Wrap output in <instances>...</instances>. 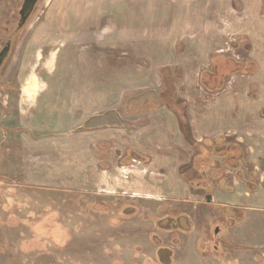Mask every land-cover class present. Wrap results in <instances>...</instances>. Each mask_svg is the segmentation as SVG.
<instances>
[{
  "label": "rangeland",
  "instance_id": "1",
  "mask_svg": "<svg viewBox=\"0 0 264 264\" xmlns=\"http://www.w3.org/2000/svg\"><path fill=\"white\" fill-rule=\"evenodd\" d=\"M209 25L217 34L205 44ZM219 54L251 60L248 73L232 71L237 63H229L226 77L221 70V91L205 84L215 70L219 76ZM0 91V264H160L168 251L156 255L153 241L159 237L173 248L172 264H264V211L232 204L205 209L212 205L203 199L188 203L178 178L190 154L184 131L199 146L205 135L231 129V137H220L225 147L243 132L247 148V133L255 135L257 121L264 120L263 0H42L0 79ZM44 91L65 96L64 108L45 105L44 122L39 115L30 120L23 108L33 101L26 98ZM229 99L259 105L257 115L240 109L236 117V107L218 121L207 114L230 105ZM103 108L111 109L106 120L94 119ZM120 109L127 110V127L121 126ZM121 128L141 132L155 150V159L142 166L155 175L143 180L144 194L121 189L130 174L112 172L108 183L109 177L93 179V167L87 166L91 158L82 145L91 142L82 140L109 129L113 168L120 167L115 158ZM35 138L47 140L22 145ZM244 165L238 174H245ZM259 166L264 175V160ZM197 175L187 181L200 185ZM95 180L115 188L99 184L104 192H94ZM157 182L175 191L149 194ZM240 183L236 191L243 189ZM181 213L192 219L193 236L157 228V220L176 221ZM217 227L221 234L214 238ZM204 231L209 238L201 243ZM209 242L217 250L207 251Z\"/></svg>",
  "mask_w": 264,
  "mask_h": 264
},
{
  "label": "crops",
  "instance_id": "2",
  "mask_svg": "<svg viewBox=\"0 0 264 264\" xmlns=\"http://www.w3.org/2000/svg\"><path fill=\"white\" fill-rule=\"evenodd\" d=\"M209 27L212 28V32L209 30H206V34H205V38H204L205 44H207L206 39H207L208 35L217 34L215 29H214V26L209 25ZM246 63L247 64H242V65L245 66V65L251 64V62H246ZM255 71H253V72H255ZM248 72H250L249 69H248V71L243 72V73H248ZM239 73H241V72H239ZM239 73H234V74H239ZM234 74H232V75H234ZM222 89L223 88H221L219 91H221ZM30 91L33 92V90H30ZM36 95L37 96H33L31 98H26V99H31V101H33V102H29V104L23 108L24 115L28 114L30 117L29 118L30 120H32L31 116H33V115H36V116L39 115L38 117H41L42 116L41 114H43V111H40V110H41V107H46L45 105H48V108L49 109L51 108L52 110L58 108L59 104L62 105V108H64V102L62 100L65 98V96H63V95L62 96L57 95V93L52 92V91H44V92H42V93L40 92V94H36ZM47 95H50V96H47ZM25 97H29V96H25ZM50 99H52V100L53 99H56V100L59 99L60 102H57V101L51 102V101H49ZM28 101L29 100H27L24 104H27ZM228 102L230 103V105L222 104L220 106H216L217 110H214V111L212 110V111L208 112L207 114L211 115L212 118H216V121H218V119L220 120L221 113H223V115H227V114H229L228 111H230L233 107H236V111L234 113V115L236 117H237V115H239V113H242V112H240V109H242L246 113H250L251 115H254V116L257 115V113L255 111L259 107V105H256V104L253 105L249 101L243 100V99H239L238 101L229 99ZM102 110L103 111H101L99 113L96 112L93 115V118L98 119V120L99 119L100 120H106L109 113L111 112V109L103 108ZM122 110L123 109H120L121 117L123 115V122H122V119L120 118L121 126L127 127V125H128V123H127V120H128L127 110L124 109L125 110L124 114H122ZM20 114H22V112ZM43 119L44 118L41 117L40 121H43ZM97 125L99 126L100 122ZM257 125H258V130H255L257 132L255 135H253V133H247V137L249 140V144H248L247 148H246V145L244 142V138L246 136L242 131L241 132L243 135H238L236 138L238 140V142H234L235 144H238L242 148L241 156H243V159L240 160V163L249 164L253 167L254 178H255V181L253 182V184L256 185L257 190L254 191V193H251L248 190V187H247L245 180H247L249 177L251 179L252 174L249 175V177H248L249 172L247 169L245 171V174H242V176H241V177L245 176L244 179H241L243 181V182L241 181L242 183H240V181L238 180L241 177L238 178L235 176L233 178V176H232V179H231L230 178L231 177L230 176L231 171H228L226 173V176L229 180H231L232 186L231 185H229V186H231V189H233V190L224 191V193H225L224 194V193H222V191L214 189L212 192H213L215 204H218L219 202L221 204H222V202L226 204V202H227L228 205H230V204L240 205L239 207L241 209L243 208L245 210L264 211V175H260L261 167L259 166V160H264V120H262V119L258 120ZM104 128H105V125H104ZM230 130L231 129H228V133H225L226 135L224 133H219V134H215V136L205 135L202 138L215 139V138L222 137V136L226 137L228 135L231 137V134H229ZM232 130L234 131V134H236L237 132H240V130H238L236 128H233ZM184 132L186 133V137L183 138V139H185V140H183L184 146H188L187 135H189L191 139L200 143L199 139L193 138L189 132H186V131H184ZM93 133H94L93 136L95 138H90L88 140H82L84 142L85 141L91 142V144L84 143L82 145V147L85 148L83 150L84 154L88 153V155H89V157H87V158H91V160L89 162H87L88 163L87 166L89 167V165H91V167H93L90 169L92 172H95L93 175V179H95L96 175L99 177L98 180L103 179V181L107 180L106 178L109 177V180H108V183H109V181H111L110 177L112 175V172H121V173L126 174V175L130 174L132 176V180L131 181L130 180L129 181H123V185H122L123 188H121V189H124V188H127L128 186H130L131 188L136 189V191H133L134 193L144 194L145 193V184H144L143 180L148 179V176H147L148 174L151 177H155V175L152 174V172H150V171L145 172L144 167L142 168L141 164H139L138 162L135 163V165L132 168H128V169H125L122 167H119V168L114 167L113 168V166H114V164H116V162L113 164V160H112V155H113L112 147H113V141H115V139L112 138V136H113V134H111L112 132L109 129L108 130L104 129L103 135H101L100 131H98V130L94 131ZM140 135H141V132H134L131 130L129 132L127 128H121L120 129L119 137L117 140L119 141L118 143H119V146L121 147L120 151L124 152L126 150L128 159L134 158V157H141L142 159L143 158L147 159V158H150L151 156L156 155L154 148L149 144V142L144 140ZM251 135L254 137L253 139H251ZM101 137H102V139H101ZM44 140H47V139H38V138H35L33 140L24 139L22 145L24 147H30V145H32V143H39V142L44 141ZM97 142L103 143L101 145H104V148L99 149L100 152H98L95 148ZM27 143H29V145ZM227 145L231 146L232 144H227ZM89 146H91V147L88 148ZM189 151H190V154L188 156L189 158L184 159L185 162L183 163V167L180 169V171L178 173V178L181 181L179 183V188L181 191L183 190V192H185V196L189 195L187 193L190 190V187H189L190 182L184 181L183 179L191 180V181L196 180L194 178V175H196V174L191 172L192 169L190 168V166L188 164V163H190V161L194 157V154H191L192 150L190 148H189ZM178 155H180V154L178 153ZM117 159H119V158L118 157L115 158L116 161H117ZM151 160H152V158H151ZM145 162H147V161H145ZM100 165H102V166H100ZM213 166L214 165L212 162L208 166V168L206 169V177H208L211 172H213V173L216 172V170L212 168ZM262 167L264 168V166H262ZM182 169H187L185 174H182V171H183ZM262 172L264 173V170H262ZM26 174H28V172L24 170V175H26ZM197 179H198L197 181H200L199 178H197ZM221 180L224 181V179H221ZM203 181H204V179H203ZM158 182L155 185L154 184L152 185L151 190L148 191L149 194H151V193L152 194L153 193H155V194H166V193H171L172 191H175V187H172V185H170L169 183H168V185H166L164 187V186H161ZM94 183L95 184L98 183V186L97 187L91 186V189H93L94 192L98 190L97 191L98 193L104 192L103 191L104 189H102V187H104L107 190L115 188V186H113L112 188H107L108 185L102 184L100 181L98 182L96 180L94 181ZM214 183H216V182H214ZM239 183L241 185H243V189L242 190L238 189V191H236V187L239 186ZM99 184H101L102 187ZM215 185H217V184H215ZM229 186H227V187H229ZM198 187H199V185L195 186L194 188H198ZM238 188H241V187H238ZM195 195H197V194H195ZM200 195H202V194H200ZM197 201H198V199H197ZM197 205H201V204H197ZM208 207H205V209H207ZM209 208H211V207H209ZM197 210H198V208H196L192 211L196 212Z\"/></svg>",
  "mask_w": 264,
  "mask_h": 264
},
{
  "label": "flooded vegetation",
  "instance_id": "3",
  "mask_svg": "<svg viewBox=\"0 0 264 264\" xmlns=\"http://www.w3.org/2000/svg\"><path fill=\"white\" fill-rule=\"evenodd\" d=\"M27 0H0V79L2 77L5 76L6 74V70L7 68L10 66V64L12 63V60L15 56V52H16V48L18 46V44L20 43L21 39L23 38L24 34H26V29L29 27L31 20L34 16V14L36 13L38 7L40 6V3L42 0L38 1V4L34 7L33 11L32 9H30L29 11H25V7H26V2ZM223 59L226 60L227 62H231V63H237V64H247L246 62H250L251 60H235L234 58L231 57H226L223 54H219L216 56V59ZM219 61H217L218 64ZM228 67V66H227ZM225 67L224 70V76L222 77H226L229 75V69ZM249 71L251 70L250 67L248 66ZM247 71V70H246ZM245 71V72H246ZM253 72V71H251ZM207 73V72H204ZM205 75V74H204ZM3 93L0 91V94ZM220 138V137H218ZM218 138L215 139H211V138H204L201 142L203 144L204 141L209 140L214 142L215 140H217ZM188 145L190 144L189 148L193 151H198L200 149H204L206 146V151H208V155H205L204 151H201L200 154L195 155L192 160L190 161L189 166L192 169L191 172H193L194 174L199 173L198 178L200 179L199 183V187L198 188H194L195 186L193 184H191V182L189 183V187L190 190L186 195V197L189 199L188 203H192L193 201H196V199L198 200H205L207 205H212L211 208H207V209H211V210H217V209H223V207L227 208L228 203L226 202L222 204L219 202L218 204H215L214 202V196H213V190H219L222 191V189L224 191H231L233 189H231L232 183L231 180H229L226 176V173L228 171L234 170L233 168H235V172L237 173L238 177L242 176V173L238 174V166L240 164V160L243 159V156H241V151L242 148L241 146H239L238 144H234V145H229L230 146V152L231 155H220V151L218 152V148L217 149V144L216 145H210V144H206V145H199L198 146V142L195 140H192L195 144L191 143L190 140H187ZM223 146L224 144H218V146ZM210 146L213 150H209ZM214 150H216L217 155H213L214 154ZM225 152V150H223V153ZM119 156L118 158L120 159V167L128 169V168H132L135 163H139L141 164V167L144 165L143 163H146L145 161H147L148 163H150L151 161L154 160V156H151L150 159L152 158V160H150L149 158L147 159H142L141 157H134V158H127V153L126 150L123 151H119ZM222 153V154H223ZM225 154V153H224ZM219 158V160L216 159H212V158ZM189 158V157H188ZM213 162V165H215L216 167L219 165H223L227 168L225 170L223 169H217V168H213L216 170V172H211L209 174L208 177H206V169L208 168V166ZM200 163V164H199ZM244 167L248 170L249 175L252 174V178L250 179V177L245 180L248 190L251 193H254V191L257 190L256 185L253 184V182L255 181L254 178V171H253V167L249 164H245ZM252 167V168H251ZM144 170V169H143ZM182 174H185V172L187 171V169H182ZM218 171V172H217ZM233 173V178L237 175L236 173ZM206 177V178H205ZM230 177V176H229ZM232 179V177H230ZM204 179V181H203ZM208 181H207V180ZM221 179H224L221 180ZM240 179H243V177H241ZM184 181H187L186 179H183ZM221 180V181H220ZM218 183H214L217 182ZM215 184H219L218 186ZM191 185V186H190ZM231 185V186H229ZM215 186V187H214ZM229 186V187H227ZM200 191V192H199ZM199 192V193H198ZM197 194V195H195ZM202 194V195H200ZM210 200V201H209ZM230 204V203H229ZM226 205V206H224ZM124 206H128V205H124ZM133 205H131L130 207H132ZM237 207H234L235 209H241L239 206L240 205H236ZM201 207L199 206L198 209H200ZM135 209V208H134ZM243 209V208H242ZM137 210V209H136ZM176 217L178 220H174L173 217L171 216H167L164 217L160 220H157L160 222V224L157 226V228L164 232V231H179L182 234H186V235H191L193 236L194 233V224L192 219L189 217L188 214L186 213H181ZM173 220V222H171ZM184 220V221H183ZM158 222V223H159ZM218 229L215 231V235L214 238H218L219 235L221 234V232H219V227H217ZM207 233V231L202 232V236H201V240L200 242L203 243L205 238H209V233H207V237H205V234ZM155 234V233H154ZM197 236V235H195ZM157 242V243H156ZM153 243H155V245L158 247L157 253L156 255H159L160 257V252L162 250V248H166V250L168 251V258L167 261L168 264H172V258L174 256V251L173 248H171V250L168 247H164L163 242L161 240V238H156ZM208 245L206 246V249H208L207 251L211 250L213 247L212 244L207 243ZM211 248V249H210ZM214 248V247H213ZM215 250H217V248H214ZM159 263L161 262L160 258H159ZM166 261V262H167Z\"/></svg>",
  "mask_w": 264,
  "mask_h": 264
},
{
  "label": "trees",
  "instance_id": "4",
  "mask_svg": "<svg viewBox=\"0 0 264 264\" xmlns=\"http://www.w3.org/2000/svg\"><path fill=\"white\" fill-rule=\"evenodd\" d=\"M263 3H264V0H263ZM229 63H231V62H227L226 60H223V59L221 60L220 59L219 60V68L220 69L217 70V73L219 72V76L218 75L217 76H214V75H216V70H215V73L214 74H211V76L213 75L214 78L210 79L208 82H205V84L207 86L209 85L211 87V89L223 88L224 85H222V83H221L222 82L221 81V77L222 76L220 77V72H221V70L225 69V67H227L229 65ZM235 65H237V66L239 65V66L236 67V68H234V69H232V71H237V70H239V72H245L246 70L248 71L247 65H245V66L244 65H241V64H235ZM167 81H169V80H167ZM169 82L172 83V81H169ZM189 140L191 141V143L195 144L192 141L191 138ZM224 141H225L224 138H218L214 142L209 141V140H206V142L204 141L203 143H204V145H206L208 143V144L213 145V146L217 144V149L220 148V149H218V152H219V150H221L220 151V155H229L230 156L231 155V152L229 151L230 150V146L229 147L220 146V145L218 146L219 143L225 145ZM226 146H228V145H226ZM223 150H225V152H224L225 154L223 153ZM204 153H205V155H208V153L206 151H204ZM165 260L167 261V258ZM168 262L169 261H167L165 263L160 262V264H168Z\"/></svg>",
  "mask_w": 264,
  "mask_h": 264
},
{
  "label": "water",
  "instance_id": "5",
  "mask_svg": "<svg viewBox=\"0 0 264 264\" xmlns=\"http://www.w3.org/2000/svg\"><path fill=\"white\" fill-rule=\"evenodd\" d=\"M38 1L39 0H27L25 11H29L30 9L33 11L34 7L38 4Z\"/></svg>",
  "mask_w": 264,
  "mask_h": 264
}]
</instances>
